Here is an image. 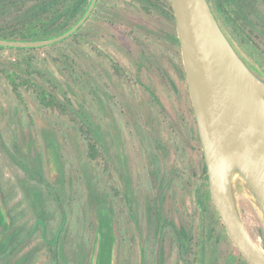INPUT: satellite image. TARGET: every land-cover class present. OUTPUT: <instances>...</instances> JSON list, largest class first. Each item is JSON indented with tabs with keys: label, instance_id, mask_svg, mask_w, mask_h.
Returning <instances> with one entry per match:
<instances>
[{
	"label": "rangeland",
	"instance_id": "rangeland-1",
	"mask_svg": "<svg viewBox=\"0 0 264 264\" xmlns=\"http://www.w3.org/2000/svg\"><path fill=\"white\" fill-rule=\"evenodd\" d=\"M90 2L57 0L68 9L51 37L74 26ZM209 2L264 77V15L239 0ZM33 4L0 11V28L48 33L33 26ZM96 4L73 37L32 51L0 49V264L11 256L16 264H250L210 195L171 1ZM5 72L19 77L18 92ZM26 81L59 106L43 107ZM234 187L243 223L264 250L262 213L242 181Z\"/></svg>",
	"mask_w": 264,
	"mask_h": 264
},
{
	"label": "water",
	"instance_id": "water-1",
	"mask_svg": "<svg viewBox=\"0 0 264 264\" xmlns=\"http://www.w3.org/2000/svg\"><path fill=\"white\" fill-rule=\"evenodd\" d=\"M207 167L209 190L234 246L250 264L264 250L241 218L234 184L242 181L264 219V77L231 43L208 0H170ZM98 0L69 31L37 41L0 39V47L37 49L62 42L87 22Z\"/></svg>",
	"mask_w": 264,
	"mask_h": 264
},
{
	"label": "trees",
	"instance_id": "trees-1",
	"mask_svg": "<svg viewBox=\"0 0 264 264\" xmlns=\"http://www.w3.org/2000/svg\"><path fill=\"white\" fill-rule=\"evenodd\" d=\"M18 1L19 2H17V3H13L14 1L0 0V11H11L12 9L16 8V9H18V11L20 13H22V12H26L27 9L32 5V3H34L33 5H35V7H37L38 11H37V14H34L33 26H35V28H37V26L47 27V28H49V32L46 33V31L48 29L45 28V29H43V31L39 30L38 31L39 33H31L30 28L32 26L27 27V29L21 30L18 27L15 28L13 25H11L8 27L0 28V39L17 40V41H37V40L53 38V37H51V35H53L55 33L54 28H56L57 25L59 26V24H61V23H59L60 22V12L67 10L68 7L67 6H57L56 5L57 0H37L35 2H30L29 0H18ZM239 1L243 4L244 8H249L253 12H256L259 15H264V0H239ZM65 3L66 2H63L62 5H66ZM240 7H241V5H240ZM171 10H172V13H174L173 9H171ZM172 16H174V15L172 14ZM81 19H82V17H81ZM65 24H67V23H65ZM72 27L70 29H72ZM76 34H77V32L74 35H72V37L75 36ZM227 37H228V35H227ZM234 47H235V45H234ZM0 49H5V48L0 47ZM10 49L13 50L12 48H10ZM17 50H19V51H27V50L32 51L35 49H17ZM4 74H5V78L12 85L15 92H18L19 84L17 83V80L19 79V77L17 75H15V73L5 72ZM258 74L263 76V74H261L260 72H258ZM23 85H25L27 89L33 90V92L35 93L39 103L43 107L53 109V108L59 106L57 99L55 97H53L50 94V92L47 91L42 86L36 85L30 81H26ZM89 150H90V157L92 159H96L98 157V155H100L98 148L96 146H89ZM13 159L16 161L15 158H13ZM16 163H18V162L16 161ZM205 174L207 176V167L205 168ZM221 226L223 229H225L222 222H221ZM9 241H11V240L9 239ZM123 244L126 246L125 241ZM202 244H203V241H201V245ZM81 249L83 250L81 252V254L87 255L86 254L87 250L83 247H81ZM58 252L60 253V247H58ZM61 252L63 253V250H61ZM147 253H149L148 249H147V251L145 250V252H144L145 257H146ZM147 256H148V254H147ZM204 256H205V247L201 246L200 258L201 259L203 258V260H204ZM12 257L13 256H11V259H9V261H8L9 264H16V262L15 263L13 262L15 260V258H12ZM17 260H18V262H20L22 259H17Z\"/></svg>",
	"mask_w": 264,
	"mask_h": 264
},
{
	"label": "flooded vegetation",
	"instance_id": "flooded-vegetation-1",
	"mask_svg": "<svg viewBox=\"0 0 264 264\" xmlns=\"http://www.w3.org/2000/svg\"><path fill=\"white\" fill-rule=\"evenodd\" d=\"M91 2H92V0H91ZM91 2H90V4H91ZM98 3V2H97ZM210 3V2H209ZM211 5V4H210ZM90 6V5H89ZM97 6V4L95 5V7ZM212 7V6H211ZM89 8V7H88ZM213 9V8H212ZM214 12V11H213ZM215 14V13H214ZM92 15V14H91ZM91 15H90V17H91ZM216 16V15H215ZM193 106V105H192ZM194 110V109H193ZM211 195V194H210Z\"/></svg>",
	"mask_w": 264,
	"mask_h": 264
}]
</instances>
